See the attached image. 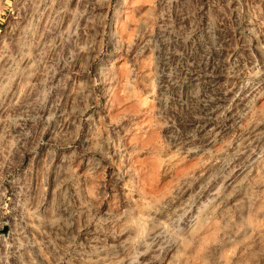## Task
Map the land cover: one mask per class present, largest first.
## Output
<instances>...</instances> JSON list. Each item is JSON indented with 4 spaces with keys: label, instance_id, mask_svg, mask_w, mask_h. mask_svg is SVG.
Returning a JSON list of instances; mask_svg holds the SVG:
<instances>
[{
    "label": "rangeland",
    "instance_id": "obj_1",
    "mask_svg": "<svg viewBox=\"0 0 264 264\" xmlns=\"http://www.w3.org/2000/svg\"><path fill=\"white\" fill-rule=\"evenodd\" d=\"M0 264H264V0H0Z\"/></svg>",
    "mask_w": 264,
    "mask_h": 264
}]
</instances>
